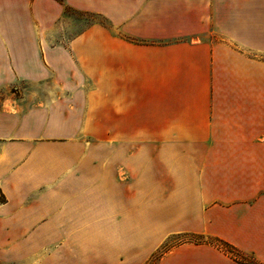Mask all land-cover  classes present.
Wrapping results in <instances>:
<instances>
[{
    "label": "crops",
    "instance_id": "obj_1",
    "mask_svg": "<svg viewBox=\"0 0 264 264\" xmlns=\"http://www.w3.org/2000/svg\"><path fill=\"white\" fill-rule=\"evenodd\" d=\"M64 5L0 0V264H264V0Z\"/></svg>",
    "mask_w": 264,
    "mask_h": 264
},
{
    "label": "rangeland",
    "instance_id": "obj_2",
    "mask_svg": "<svg viewBox=\"0 0 264 264\" xmlns=\"http://www.w3.org/2000/svg\"><path fill=\"white\" fill-rule=\"evenodd\" d=\"M65 17L72 22V26L70 27V30L68 32L67 36H70L72 34H75L76 32L81 31L85 26L92 22L101 21L102 23H106V21L99 17L94 15H87L80 12H75L72 10H69L66 12ZM111 137V151L112 153L116 154L117 157H120L122 160V165L120 169H116V177H122V184L126 186V188H130L133 186V177H141L142 174L146 173L145 169H143L141 166H135L132 162H128V160L133 159L132 156L134 155L136 149L134 147L128 148L129 146L125 142V139L122 138V135H110ZM163 177H165L166 170L163 171ZM2 195L0 194V202L2 201ZM112 233H122V231H112ZM185 240H195L198 241L199 238H192L187 237L184 235L180 236H174L170 237L168 241L157 250V252L154 254L153 257L150 258L149 262L147 264H154L158 258L165 253L170 247H172L174 244H177L178 242H182ZM212 244L218 245L222 250H224L226 253H228L230 256L235 257L237 259L243 260L247 264H254V261L248 256V255H238V253L224 247L220 243L214 241L213 239L210 240Z\"/></svg>",
    "mask_w": 264,
    "mask_h": 264
},
{
    "label": "trees",
    "instance_id": "obj_3",
    "mask_svg": "<svg viewBox=\"0 0 264 264\" xmlns=\"http://www.w3.org/2000/svg\"><path fill=\"white\" fill-rule=\"evenodd\" d=\"M57 1L64 5V0H57ZM69 10L75 11V10L71 9L70 7L64 5V14H66V12L69 11ZM75 12H78V11H75ZM80 13H82V12H80ZM84 14H87V15H94V16H99V17H101L100 15L93 14V13H84ZM101 18H102V17H101ZM104 20H105V19H104ZM105 21H106V20H105ZM92 23H99V24H101V25H103V26H108V23H107V22H106L107 24L102 23L101 21L92 22ZM90 24H91V23H90ZM190 237H191V236H190ZM192 238H193V237H192ZM194 238H196V237H194ZM198 238H199L198 241H195V240H187V241H193V242H200V241H202V238H200V237H198ZM216 241H217V240H216ZM217 242H219V243H220L221 245H223L224 247H226V248H228V249H230V250H232V251L238 253V255H240V254H241V255H246V254H244V253L238 251L237 249H235L234 247H232L231 245H229V244H227V243L220 242V241H217ZM248 256H249V255H248ZM249 257L254 261V264H262V263L258 262L257 260H255L253 257H251V256H249ZM233 258H234L239 264H247V263L244 262L243 260L237 259V258H235V257H233Z\"/></svg>",
    "mask_w": 264,
    "mask_h": 264
}]
</instances>
